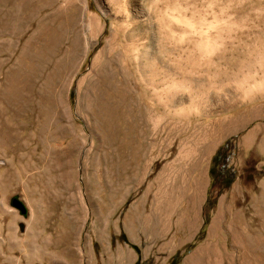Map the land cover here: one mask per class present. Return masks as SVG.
Listing matches in <instances>:
<instances>
[{
    "label": "rangeland",
    "instance_id": "obj_1",
    "mask_svg": "<svg viewBox=\"0 0 264 264\" xmlns=\"http://www.w3.org/2000/svg\"><path fill=\"white\" fill-rule=\"evenodd\" d=\"M69 1L0 0V264H264V90L233 105L235 81L213 71L264 0H242L255 19L241 28L235 0H173L192 26L175 21L169 58L154 0H130L133 62L109 0H73L76 23ZM204 22L209 52L193 48ZM222 147L226 190L210 176Z\"/></svg>",
    "mask_w": 264,
    "mask_h": 264
},
{
    "label": "bare ground",
    "instance_id": "obj_2",
    "mask_svg": "<svg viewBox=\"0 0 264 264\" xmlns=\"http://www.w3.org/2000/svg\"><path fill=\"white\" fill-rule=\"evenodd\" d=\"M129 1L130 0H109L108 5L115 11L114 18L112 19L113 40L118 43L122 50H124V54L127 56V59L130 62H133L131 54L133 52V48L137 45V34H139L140 28H142L143 26L141 27L140 23L131 19L129 14L127 13V4L132 0L130 2ZM133 1L136 2V0ZM242 3V0H235L233 7V13L236 22L239 24V28H241L242 25L248 23L250 18L255 19V16L250 12V9H253L252 4L242 5ZM260 3V0H256L254 5L260 6ZM68 4L75 10L73 17L70 18V21L73 20L75 22V17L81 15L82 11L84 16L87 6L83 5L81 6V8H79L75 4L73 6V0H70ZM152 4L153 12L150 27L154 32L156 30L163 33V44L165 48L164 55L169 58L172 52L171 43L175 31V21H185L187 25H191L192 22L185 18L182 19V17L180 16H175V6L173 0H154ZM256 20H258L257 26H248L246 31L242 32L238 36L237 44L234 46L233 41V43H231L230 46L227 47V49L230 48L231 57H227V55H219L217 57V62L213 68L214 77H216L215 79L217 81L223 79L235 81V89L231 93V95H234L235 100V103L233 102V105L239 104V97L253 98L258 95V93L260 92L259 90H264V17L257 18ZM90 24V34L93 36L98 35V32L101 29V21L93 17V20ZM214 28L215 27L212 24H209L207 22L203 23V27L202 29H200L201 31L198 33L196 32L199 35V40L193 43V48L195 50H198L200 52H209L216 47V40H214V38H212L208 32V30ZM153 47L155 46L151 44L152 49H154ZM151 55L152 57L150 56V59L148 58V64L153 72L155 68V64L153 62V52L151 53ZM193 59L194 58L188 57L187 61L195 65L196 60ZM222 63L224 65L227 64L229 68L234 70V76L230 77L228 76V71H226L225 73H221V69H217V67ZM258 64H261V67L259 69L256 68ZM245 69L249 71V74L244 76L245 79H240V77L244 75L246 71ZM152 80L147 82V84H149L148 90H144L142 92V96L149 101L157 99L156 88L157 86H159L158 82H155L154 79ZM209 83H212L211 80L209 81ZM214 95L217 96L216 93ZM239 121L240 120H232L230 122V126L232 128L236 127V125L239 124ZM218 130L222 131L223 128L220 126ZM216 141V139H213L212 143L214 144L216 143ZM216 224L217 222H215L214 226ZM190 262L191 260H187L185 264H190Z\"/></svg>",
    "mask_w": 264,
    "mask_h": 264
},
{
    "label": "trees",
    "instance_id": "obj_3",
    "mask_svg": "<svg viewBox=\"0 0 264 264\" xmlns=\"http://www.w3.org/2000/svg\"><path fill=\"white\" fill-rule=\"evenodd\" d=\"M223 148H220L218 152L214 155L212 159V165L210 168V176L212 178V185H222L223 190L228 189L234 179H235V174L232 172L230 168H227V163L223 165V167L218 169V166L222 163V156H223ZM122 239H124V236H122ZM178 254L176 257L173 259L171 264H176L177 259H178ZM136 264H139L137 261Z\"/></svg>",
    "mask_w": 264,
    "mask_h": 264
},
{
    "label": "water",
    "instance_id": "obj_4",
    "mask_svg": "<svg viewBox=\"0 0 264 264\" xmlns=\"http://www.w3.org/2000/svg\"><path fill=\"white\" fill-rule=\"evenodd\" d=\"M13 204H14V206L17 207L21 212H23V207H22V206H20V205H18V204H15V203H13Z\"/></svg>",
    "mask_w": 264,
    "mask_h": 264
}]
</instances>
